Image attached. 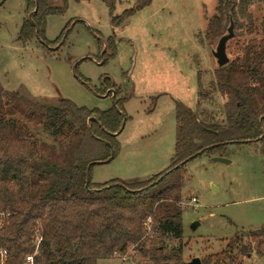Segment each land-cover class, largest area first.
I'll list each match as a JSON object with an SVG mask.
<instances>
[{"label": "trees", "instance_id": "obj_1", "mask_svg": "<svg viewBox=\"0 0 264 264\" xmlns=\"http://www.w3.org/2000/svg\"><path fill=\"white\" fill-rule=\"evenodd\" d=\"M150 2L137 0L133 8L113 16V2L105 1L111 25L119 27ZM254 3L264 0H217L204 38L218 41L229 17L234 36L249 37L227 65L214 70L208 90L202 89L198 73V104L219 95L224 99L222 118L175 102L170 165L145 180L91 182L94 163L117 157L120 127L129 120L124 105L130 96L108 78L100 84L105 91H114L112 106L106 110L78 107L64 98L50 103L18 92L10 93L3 104L0 87V250L7 251L6 264H26L27 256L33 257L32 264H98L110 259L133 264L183 262L182 248L168 250V242L183 236L180 190L185 165L201 155L221 156L228 145L260 143L264 151V21L261 38H254L258 31L248 12ZM66 9V0L60 6L26 0L17 41L26 46L35 39L51 51L49 46L58 44L64 32L48 42L46 18L62 16ZM103 44L105 65L116 54L114 37ZM91 117L95 121L88 122ZM244 239L245 235L234 237L220 254L201 263L241 264L238 255L264 257V228L248 232L247 244Z\"/></svg>", "mask_w": 264, "mask_h": 264}, {"label": "rangeland", "instance_id": "obj_2", "mask_svg": "<svg viewBox=\"0 0 264 264\" xmlns=\"http://www.w3.org/2000/svg\"><path fill=\"white\" fill-rule=\"evenodd\" d=\"M48 1L60 6L64 0ZM105 1L113 2V16L133 8L137 2L66 0L62 16L46 18L44 37L48 42H55L64 32L58 44L49 46L51 51L35 39L26 46L17 41L26 0L3 2L2 102L6 104L8 95L18 92L50 103L64 98L78 107L106 110L112 106V95L107 93L112 89L105 91L100 84L103 77L108 78L130 96L124 105L129 120L117 138V157L93 166L91 182L145 180L170 165L175 145V102L193 112L205 110L217 120L222 118V97L215 95L212 102L199 104L197 99L198 73L202 89L208 90L217 68L211 55L217 40L209 42L204 38L217 0H151L119 27L111 25ZM248 12L258 31L254 38L260 39L264 3L252 4ZM111 36L116 54L102 65L103 42ZM248 38L244 34L229 40L228 56L233 58ZM100 89L104 92L97 95ZM216 157L229 163L215 161ZM184 169L180 190L183 236L181 241L168 242V250L182 248L183 262L220 254L234 237L245 235L247 244L248 232L264 228V151L260 143L228 145L221 156L201 155ZM192 198L196 204L190 203ZM193 223L198 224L195 230L191 229ZM237 262L264 264V257L253 254L244 259L238 255ZM114 264L133 263L118 260Z\"/></svg>", "mask_w": 264, "mask_h": 264}, {"label": "water", "instance_id": "obj_3", "mask_svg": "<svg viewBox=\"0 0 264 264\" xmlns=\"http://www.w3.org/2000/svg\"><path fill=\"white\" fill-rule=\"evenodd\" d=\"M5 1L6 0H1L0 1V6ZM35 11H36V9L34 10V12ZM34 12H32V13H34ZM32 13L28 14V19L29 20H31ZM233 37H234V24H233V21H232L231 17H229V25H228L225 33L218 39L215 48L211 49V55H212L213 59L215 60V64H216L217 68H222V67H224L225 65H227L229 63L230 57L227 54V44H228L229 40H231ZM104 51H105V47H104V49H103V51L101 53V56L103 55ZM102 63L103 62L101 61V64ZM107 93H111V95H112L111 96V102L113 103L114 91L113 90H109ZM91 121H95V118L91 117V118L88 119V122H91ZM124 124L125 123L122 122L121 127H120V131H122V129L124 127ZM214 160L218 161V162H222V163H229L228 160L223 159V158H219V157L214 158ZM109 161L110 160L108 159L105 162H96L94 164H105V163H108ZM89 167L90 166H88V168H87V177H88ZM87 186H88V180L86 181L85 187L87 188ZM197 227H198L197 223H193L191 225V229L192 230H195ZM179 264H202V263H201V260L199 258H193L190 261L182 262V263H179Z\"/></svg>", "mask_w": 264, "mask_h": 264}, {"label": "built area", "instance_id": "obj_4", "mask_svg": "<svg viewBox=\"0 0 264 264\" xmlns=\"http://www.w3.org/2000/svg\"><path fill=\"white\" fill-rule=\"evenodd\" d=\"M190 203L196 204L197 203V200L195 198H192ZM0 216L2 217L3 214H0ZM7 260H8L7 251L1 249L0 250V264H6L7 263ZM24 263H26V264H32L33 263V257L32 256L25 257Z\"/></svg>", "mask_w": 264, "mask_h": 264}, {"label": "crops", "instance_id": "obj_5", "mask_svg": "<svg viewBox=\"0 0 264 264\" xmlns=\"http://www.w3.org/2000/svg\"><path fill=\"white\" fill-rule=\"evenodd\" d=\"M102 98H107V97H102ZM107 99H108V98H107ZM109 99H110V98H109ZM110 101H111V99H110ZM105 261H109L110 264H114V262H116V261H118V260H116V259H110V260H105ZM100 262H102V261H100ZM100 262H99V263H100ZM99 263H98V264H99Z\"/></svg>", "mask_w": 264, "mask_h": 264}]
</instances>
